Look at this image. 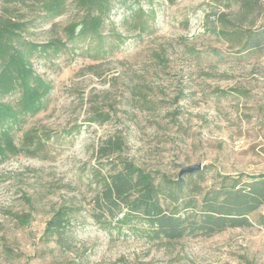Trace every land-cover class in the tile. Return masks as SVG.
Returning a JSON list of instances; mask_svg holds the SVG:
<instances>
[{
	"label": "rangeland",
	"instance_id": "rangeland-1",
	"mask_svg": "<svg viewBox=\"0 0 264 264\" xmlns=\"http://www.w3.org/2000/svg\"><path fill=\"white\" fill-rule=\"evenodd\" d=\"M69 2L44 20L31 0H0V19L34 20L28 37L36 42L67 41L77 16ZM140 5L154 13L150 29L128 31L116 5L108 54L96 55L91 41L89 50L68 43L60 55L33 59L52 89L44 109L15 131L22 151L0 163V264H264L258 224L150 241L94 218L95 174L112 165L98 149L109 138L122 137L123 155L141 168L170 177L196 163L208 167L207 185L219 173L264 172V51L239 53L212 30L219 0ZM63 205L81 207L66 246L45 235ZM261 213L264 206L251 218Z\"/></svg>",
	"mask_w": 264,
	"mask_h": 264
},
{
	"label": "trees",
	"instance_id": "trees-1",
	"mask_svg": "<svg viewBox=\"0 0 264 264\" xmlns=\"http://www.w3.org/2000/svg\"><path fill=\"white\" fill-rule=\"evenodd\" d=\"M31 1L42 8L44 20L63 15L70 5L69 0ZM219 1L224 8L215 13L219 26H213L212 30L237 46L239 53L264 51V0ZM116 5L124 9L121 23L128 31L142 34L150 29L148 18L154 19V13L150 16L140 0H73L77 16L65 27L67 41L57 38L36 42L28 37L34 20L0 19V163L22 151L15 131L26 117L44 109L52 89V83L37 71L33 59L60 55L68 49V43L89 50L91 41L96 55L108 54L109 37L105 29L114 24ZM114 28L112 25L110 29ZM111 35L121 39L119 33ZM14 95L17 97L11 100ZM125 145V140L118 136L107 139L98 149L99 157L108 158L107 162L112 164L107 173L98 170L95 174L93 215L104 227L120 232L126 228L129 234L150 241L212 236L230 228L256 224L264 227V213L255 220L251 218L264 206V172L219 173L207 185V166L170 177L138 166L123 155ZM80 211V206L59 207L47 222L45 235L55 237L60 245L69 244L72 217Z\"/></svg>",
	"mask_w": 264,
	"mask_h": 264
},
{
	"label": "water",
	"instance_id": "water-1",
	"mask_svg": "<svg viewBox=\"0 0 264 264\" xmlns=\"http://www.w3.org/2000/svg\"><path fill=\"white\" fill-rule=\"evenodd\" d=\"M202 167H203L202 163H196L192 165H183L179 172V175L182 176V174L184 173L193 172L195 170L202 169Z\"/></svg>",
	"mask_w": 264,
	"mask_h": 264
}]
</instances>
